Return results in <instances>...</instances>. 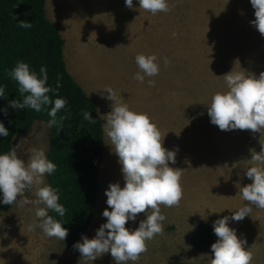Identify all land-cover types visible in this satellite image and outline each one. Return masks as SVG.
Returning <instances> with one entry per match:
<instances>
[{
  "label": "rangeland",
  "instance_id": "obj_1",
  "mask_svg": "<svg viewBox=\"0 0 264 264\" xmlns=\"http://www.w3.org/2000/svg\"><path fill=\"white\" fill-rule=\"evenodd\" d=\"M48 1L52 18L61 16L76 25L95 16L102 21L97 46L88 51V57L94 65L111 69L106 79L114 90L123 92L128 80L141 88L146 96L142 102L140 92L135 93L137 88H128L126 98L135 104L130 110L150 117L162 139L165 136L166 149H179L176 163L169 166L182 170L183 198L179 206H160L166 217L163 233L146 242L147 251L138 261L127 264H211V247L199 251L191 242L194 227L201 222L212 226L215 220L231 216L245 205L239 189L252 183L246 176L247 168L264 167L251 161L250 151H261L264 134L222 131L210 122L207 110L216 92L227 91L224 74L233 68L257 77L264 72V36L250 23L255 20L250 0H168L171 10L155 15L139 8L137 0H133V9L126 7L124 0ZM70 41L68 33V46ZM140 54L156 55L160 69L157 76L146 77L143 83L134 78L140 71L135 62ZM113 56L123 64L111 68ZM149 79L155 86H149ZM104 138L107 149L100 165L96 215L85 234L89 239L106 223L102 212L108 208L104 194L108 185L119 182L123 187L125 183L105 132ZM17 144L18 156L26 162L33 148L44 149L47 156L48 123L36 121L27 132L15 136L12 148ZM45 183L50 185L47 175ZM25 195L35 199V188ZM144 219L145 213H140L125 227L135 230ZM33 223H38L33 205L14 204L8 211L0 210V264H90L64 241L45 236L38 227L29 231ZM229 226L247 240L245 247L253 255L252 264H264V209L253 207L251 217L230 221ZM93 264L115 261L106 253Z\"/></svg>",
  "mask_w": 264,
  "mask_h": 264
},
{
  "label": "clouds",
  "instance_id": "obj_2",
  "mask_svg": "<svg viewBox=\"0 0 264 264\" xmlns=\"http://www.w3.org/2000/svg\"><path fill=\"white\" fill-rule=\"evenodd\" d=\"M124 2L129 9L134 8L133 0ZM137 2L139 8L153 15L171 10L168 0ZM250 3L255 9V20L250 23L264 36V0H250ZM18 26L30 29L32 23L20 21ZM156 61L157 56L154 54L137 55L135 62L140 71L134 78L143 83L146 77L157 76L160 69ZM164 63H168L167 58ZM233 69L223 75L227 91L216 92L207 105L210 122L222 131L250 130L264 134V72L257 77L244 69ZM8 75L16 81L23 99L8 101V105L0 111L7 115V107H11L16 111L32 109L39 113L51 105L48 126L52 128L59 125V129H63L62 121L67 116L57 120V113L67 111L68 101L64 98L53 100L49 95L58 96L62 87L61 77L57 78L53 88L48 85L46 67L41 66L37 74L24 61H18ZM148 84L155 86V81L149 79ZM5 88L6 85H0V98L7 99ZM100 95L102 99L112 102L111 111L103 116V129L110 139L111 151L118 157L125 183L123 187L119 182L108 185L104 193L108 208L102 212L106 223L101 224L91 239L82 234V242H76L73 248L90 264L106 253H110L115 264H127L128 261H138L141 254L147 251L146 242L163 233L166 217L161 214L160 206H179L183 198L180 182L182 170L169 166L170 163H176L179 149H166L163 146L165 136L162 139L160 130L150 117L146 113L130 110L112 87H106ZM82 116L85 121L96 123L90 112L83 111ZM8 135V129L0 122V137ZM18 148L19 144L9 152L0 154V203L11 206L33 205L38 223L29 225L28 230L33 231L38 227L45 236L65 241L68 229L53 219L49 211L63 217L66 209L59 203L57 190L45 183V176L56 172V164L47 158L44 149L36 148L30 150L31 155L26 162L18 156ZM250 151L251 161L264 165V145L259 153ZM246 176L252 183L240 187L239 192L247 203L232 212L231 216H223L212 224L218 239L211 245V264H252L253 255L245 247L247 240L239 238L236 229L229 226L230 221L239 222L251 217L253 207L264 209V167H249ZM33 188L36 198L29 199L25 193L31 192ZM149 209L151 214H147ZM140 213H145L146 219L140 221L139 227L135 230L126 228L125 225L129 221L135 222Z\"/></svg>",
  "mask_w": 264,
  "mask_h": 264
},
{
  "label": "trees",
  "instance_id": "obj_3",
  "mask_svg": "<svg viewBox=\"0 0 264 264\" xmlns=\"http://www.w3.org/2000/svg\"><path fill=\"white\" fill-rule=\"evenodd\" d=\"M47 0H0V85H6L7 99L0 98V110L10 100H21L16 81L8 73L18 61H24L39 74L41 66L46 67L48 85L55 88L61 77L58 96L49 94L53 100L64 98L68 101L67 111L57 113V120L67 116L59 125L50 129V148L47 158L56 164V172L47 175L51 187L57 190L59 203L66 214L60 217L49 211L53 219L64 224L68 236L64 241L68 249L81 242L91 227L100 192V165L106 152L103 120L94 99L85 91L69 72L64 57L65 39L60 29L47 15ZM32 23L30 29H23L18 22ZM51 105L41 112L32 109L14 110L7 107V115L0 111V122L9 131L7 137H0V154L12 149L17 134L27 132L33 124L42 120L48 123ZM83 111L91 113L96 123L85 121ZM12 206L0 203L1 211ZM192 244L199 251L208 250L215 242L211 224L198 223L191 235Z\"/></svg>",
  "mask_w": 264,
  "mask_h": 264
},
{
  "label": "crops",
  "instance_id": "obj_4",
  "mask_svg": "<svg viewBox=\"0 0 264 264\" xmlns=\"http://www.w3.org/2000/svg\"><path fill=\"white\" fill-rule=\"evenodd\" d=\"M48 2L49 1L47 0V14L49 18L56 23L65 39L64 57L66 66L69 72L78 81V83L94 99L99 109L100 115L104 119L103 116L107 115L111 111V104L110 101L101 98L100 92L106 87H109L108 85H113L111 81L106 79V76L107 74H109L111 69L107 70L103 65H94L92 59L87 55L88 51L92 47L97 46V35L102 30V21L98 19L97 16H95L88 18V20H85V18H83L76 25L65 22L61 18V16L52 18V16L49 15ZM107 2L108 1H106L105 3ZM68 33L71 38L69 46L67 43ZM113 60L115 61V63L111 68L116 65L123 64L121 60L116 56H113ZM124 87L125 90L121 93L120 91H117V94L122 103H126L129 107L135 106V104H130L126 98L128 88H137L135 93L138 94L140 92L141 102L146 98V96L144 95L145 93H143L141 88L135 85L131 80H128V83L125 84Z\"/></svg>",
  "mask_w": 264,
  "mask_h": 264
}]
</instances>
